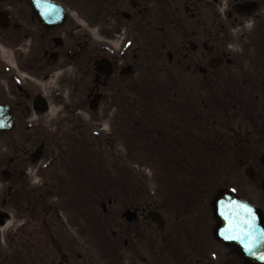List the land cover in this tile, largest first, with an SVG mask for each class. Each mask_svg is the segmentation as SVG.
Returning <instances> with one entry per match:
<instances>
[{
  "label": "flooded vegetation",
  "instance_id": "obj_1",
  "mask_svg": "<svg viewBox=\"0 0 264 264\" xmlns=\"http://www.w3.org/2000/svg\"><path fill=\"white\" fill-rule=\"evenodd\" d=\"M216 3L0 0L2 208L17 206L28 213L35 196L62 197L58 188L63 186H45L53 165L62 185L83 186L71 181L81 177L74 165L122 158L134 153L129 143L159 158L214 160L216 172L232 178L235 170H243L250 187L260 189L264 0H233L218 9ZM83 21L88 32L81 31ZM49 76L65 79L69 94L74 93L61 110L67 115L50 128L42 119L50 111ZM151 81L157 85H144ZM128 93L156 97L131 102ZM220 165L229 169L222 172ZM32 168L41 175V190L32 185ZM131 202L123 201L122 220L110 232L112 245L95 248L107 264H191L206 237L214 239L215 225L202 231L201 224L202 230L192 233L189 222H180L187 215L173 214L157 199L139 194ZM249 202L264 215V204ZM151 211L162 215L163 228L146 219ZM9 217L0 211L1 224ZM81 220L92 236L94 220ZM92 249L76 245L36 252L26 247L24 262L16 258L1 264H55L48 263V253L56 264H95ZM196 264L215 263L197 256Z\"/></svg>",
  "mask_w": 264,
  "mask_h": 264
},
{
  "label": "rangeland",
  "instance_id": "obj_2",
  "mask_svg": "<svg viewBox=\"0 0 264 264\" xmlns=\"http://www.w3.org/2000/svg\"><path fill=\"white\" fill-rule=\"evenodd\" d=\"M228 5H233V0H217L216 8H223ZM80 28L82 32H88L86 22L83 21V25H80ZM72 66V64L69 65V67ZM144 85L147 87H154L157 84L154 81H151V84L146 83ZM68 94L69 92L65 79L59 80L56 76L48 77L46 95L50 105V111L42 118L48 125V128L53 126V122L55 120L62 119L67 115V113H61V110L70 102L69 97L74 96V93L72 92L69 94L70 96ZM139 96L137 94L128 93V101H145L144 99H140ZM142 96L147 97V100L150 99L152 101H154L156 97L151 94H143ZM84 118L87 119L86 116H84ZM118 150H120V147H118ZM121 150L123 151L124 149ZM107 159L108 160H100V163L96 165V167H99L102 164L106 167H114L115 164L109 162V158ZM146 159L147 157H145V155L133 156L127 153L122 156L120 162L121 166L125 170H130L135 174V177L143 181L144 186L136 187L141 188L144 197L150 196L153 199H157L159 202L164 201L165 204L169 205L168 192L166 191V186L163 184V178L167 176L165 173V170L167 171V169L164 170L162 164L158 165L156 163H151L146 161ZM54 168L57 169V167L53 165V168L47 170L48 177L46 175L47 184L45 186H54L57 175L56 172L52 171ZM193 169L194 167H190L189 170ZM227 169L229 168L220 165V170L222 172ZM34 170L35 168H33V171ZM242 171L243 170L238 169L235 170L236 176L232 179L230 177L228 179L224 178L223 175L220 174L213 177V179L217 182V185H205V190L203 191L205 193L192 197L193 201L189 202L190 206L188 208L191 209L188 213L182 212L186 206L180 207L181 214L175 212L177 215H187V219H182L180 222H189V224H191L190 227L192 233L202 230L201 224L205 227L202 231H211L215 225L213 212L211 210V200L214 198L217 188L220 186H227L235 189L239 194L244 195V198L248 201L264 204V196L259 191L258 186L253 184L250 187V182ZM31 179L34 181L36 178L31 175ZM87 182L89 183V181ZM121 182L122 185H126V182L123 179ZM33 186H39L41 190V187L44 186V184H33ZM57 186L64 185L57 182ZM174 186L178 185L174 184ZM195 186L198 185L196 184ZM252 186L253 191L249 193V188H252ZM107 188L109 190V195L114 196L111 190L120 188V186H107ZM73 197L74 195L70 198H66L65 196L60 197L58 194L56 196L46 192L42 199H39L37 196L33 197L34 201H32L30 205H27V207H30L28 213L25 212L24 209L17 206H7L6 208H2L0 202L1 213L10 214V217L5 220L3 224L0 222V264L12 263L16 258H20L24 262V252L26 247H34L38 249L36 252H40L44 248L47 249L46 251H48V249L50 251L51 248H66L68 246L76 245L94 247V249H92L94 263L107 264V260L104 258L106 256L103 252L95 249H102L103 241L99 238H92L88 236V233L83 227L78 211L74 205H71V201H77ZM206 197L208 198V206L205 201L202 203V200L206 199ZM95 200L96 199H92L89 201L91 206L97 203L98 207H101L100 200H96V202ZM187 200L188 198L184 199L183 202L186 203ZM102 202L107 203V199L104 197ZM123 207L124 206L122 204H114L111 207H108L110 210L108 216L99 215L98 217L105 219L109 228L110 222L115 224L118 223L119 220H122L121 215L123 213ZM167 207L170 209L169 206ZM198 208H200V210L203 209V211H199ZM83 209H88V206L84 205ZM98 211L101 210L98 209ZM116 229H118V227H111V230ZM28 240L31 241V246L26 244ZM47 256L48 263L52 262L56 264V262H58L54 259L53 255L48 253ZM197 256L198 258H202L204 263L208 260L214 262L215 264H242V261L239 259V256L234 249L217 244L211 236L206 237L204 247L197 250L190 262L191 264H196Z\"/></svg>",
  "mask_w": 264,
  "mask_h": 264
},
{
  "label": "trees",
  "instance_id": "obj_3",
  "mask_svg": "<svg viewBox=\"0 0 264 264\" xmlns=\"http://www.w3.org/2000/svg\"><path fill=\"white\" fill-rule=\"evenodd\" d=\"M146 157V156H145ZM150 159V160H149ZM100 161V160H97ZM146 161H149L151 163H156L158 165H161L164 167L165 173L167 176L163 178V184L166 186V191L168 192L169 197V206L173 210V212L180 213V207L188 208L190 206V203L192 201V197L198 195L201 190L199 187H191L195 186L196 184L198 186H203L204 183H207V181L204 179H200L202 176V166L203 162L200 158H192V159H170V158H159L155 157L151 154L147 155ZM190 163V165L187 164ZM76 167L81 177H77L78 182L81 181V179L84 177L85 181L83 184H87V181H90L92 178L94 181L93 186H76L78 192H89L92 193L91 195L86 194L78 195L75 198L77 199V205L82 206L83 204H89V199H96L99 200L103 197H109L108 188L107 186H123L121 180L126 179V188H115L111 191L113 192L114 199L120 200L122 195L121 193L126 190L129 194L128 198H134L135 193L139 190L136 186H144L143 181H141L139 178L135 177L134 173L130 170H127L125 173H123V170L121 168V164L117 162V172H115V167H110V169L106 167H96V164L93 165H86V169L84 170L83 164H77L74 165ZM190 167H194L193 170H189ZM162 169V168H161ZM211 184L209 186H216V183L214 180L210 181ZM174 184L178 186H174ZM184 185V186H180ZM54 186H57L55 183ZM187 186V187H185ZM186 203L183 202L184 199H187ZM79 207V206H78ZM95 209V215H98V209L97 205L93 204L91 206ZM99 237L100 240L104 242H107L104 238V235L100 233V228H96L95 230V237ZM102 238V239H101ZM108 245V244H107Z\"/></svg>",
  "mask_w": 264,
  "mask_h": 264
},
{
  "label": "water",
  "instance_id": "obj_4",
  "mask_svg": "<svg viewBox=\"0 0 264 264\" xmlns=\"http://www.w3.org/2000/svg\"><path fill=\"white\" fill-rule=\"evenodd\" d=\"M261 190L264 193V180ZM213 210L218 221L214 230L215 237L223 244L235 247L245 260V264H264V259L260 258L264 256L262 212L240 199L231 190L219 191L213 202ZM147 217L164 226L158 213L151 212Z\"/></svg>",
  "mask_w": 264,
  "mask_h": 264
},
{
  "label": "snow or ice",
  "instance_id": "obj_5",
  "mask_svg": "<svg viewBox=\"0 0 264 264\" xmlns=\"http://www.w3.org/2000/svg\"><path fill=\"white\" fill-rule=\"evenodd\" d=\"M249 251H251V249H249ZM260 258H261V259H264V256H261Z\"/></svg>",
  "mask_w": 264,
  "mask_h": 264
}]
</instances>
